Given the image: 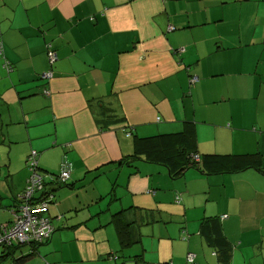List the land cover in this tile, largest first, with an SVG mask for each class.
Here are the masks:
<instances>
[{"label": "crops", "instance_id": "0c3cea01", "mask_svg": "<svg viewBox=\"0 0 264 264\" xmlns=\"http://www.w3.org/2000/svg\"><path fill=\"white\" fill-rule=\"evenodd\" d=\"M158 135L155 160L122 163ZM184 148L199 165L172 178ZM34 154L72 184L35 264H221L213 220L228 264H264V0H0V225ZM128 208L143 220L120 250L111 216Z\"/></svg>", "mask_w": 264, "mask_h": 264}, {"label": "trees", "instance_id": "16d2710c", "mask_svg": "<svg viewBox=\"0 0 264 264\" xmlns=\"http://www.w3.org/2000/svg\"><path fill=\"white\" fill-rule=\"evenodd\" d=\"M179 51V50H178ZM58 59L56 60V62ZM4 69L7 70L8 66L3 65ZM195 78V77H194ZM193 78H190V80ZM196 80V78H195ZM132 129L133 128H126V130H123V133L127 137L132 136ZM188 132H186L187 134ZM167 137H173V136H166V135H158L154 137H147V138H137L134 136L135 139H133L134 143V150L133 154L122 157V163L125 164L129 168L135 169L136 166L134 165L136 162L140 160H155L157 157H155L157 152L161 151L162 148L158 147L157 145L162 144L160 139L167 138ZM192 148L194 147V144L191 145ZM190 148V149H192ZM183 153L184 156V162L180 166L178 172L172 176V178H178L181 176V174L186 170L188 167H198L199 163V155L194 153L193 150L187 151L186 154V148L183 149L181 152ZM185 154V155H184ZM37 161V160H36ZM62 164H66L71 168V164H69L66 161H62ZM121 164V162H120ZM119 164V165H120ZM37 168L38 171L42 174L45 175V177L42 178L41 183H40V190L38 191H33L31 194V204L32 205H37L39 204L40 200H43L46 205V209L43 210L44 212L42 213L43 217H45L49 222V225L51 226V233L48 234L46 238H41L40 242L36 241H30V242H25V243H19L17 240L10 241V244L7 245L5 242L1 243L0 242V264H26L29 261L33 260L35 256H38V247L45 244L48 242L51 238L52 233L54 232V226L52 225V222L54 220H61V216L56 215V217H51L50 210L55 204L54 200V192L53 190L58 188H71L72 184H69L70 178L68 181L65 183H62L58 181V177L54 179V175L49 174L44 172L39 168V165L37 163ZM28 170V169H27ZM61 171V168H60ZM60 171L57 173V175L60 174ZM28 177H29V172H28ZM28 179V178H27ZM26 179V181H27ZM47 181V182H46ZM47 186H50L48 189ZM55 187V188H54ZM26 188V183L23 188V190L16 195V206L14 208H11L12 214L17 211V208L20 206L21 199L20 197L25 194V189ZM52 188V189H51ZM175 203H179L180 198L176 196V199L174 200ZM132 208H128L126 210H121L117 213H114L111 216V222L116 238L118 241V245L120 250L128 249L129 247L133 246L135 243L138 242L139 238L137 237V240H135V237L130 236V231L129 228L135 225L136 221L139 222L140 220H143V218L139 215L137 218L133 217L132 219L130 218V212L135 216V212H132ZM19 211H17L18 213ZM130 220H129V219ZM145 219H148L147 217ZM223 220V217L221 218ZM12 221H13V215H12ZM151 223V222H150ZM12 224V223H11ZM212 237L208 239V245H210L214 249L213 255L219 256L221 264H228L231 259V252L230 250V245L226 244L224 241L225 239L223 238L222 230L220 223H217V221L213 220L212 221ZM1 226V225H0ZM137 241V242H135ZM106 257V262H111V263H116L117 256L114 253H109ZM135 264H146L145 261H143L140 256L135 257L133 256ZM42 264L47 263L45 259L41 257ZM49 264V263H47ZM185 264H186V259H185Z\"/></svg>", "mask_w": 264, "mask_h": 264}, {"label": "built area", "instance_id": "2783aa9c", "mask_svg": "<svg viewBox=\"0 0 264 264\" xmlns=\"http://www.w3.org/2000/svg\"><path fill=\"white\" fill-rule=\"evenodd\" d=\"M48 51V64L51 66L56 62L57 56L54 52L50 51L51 46H46ZM181 52V50H179ZM8 66V63H5ZM52 76V71L47 70L41 74L40 78L43 80H49ZM195 78L191 79L193 83ZM42 94L48 95V90H42ZM36 155H32L27 160V169L29 177L26 181L25 194L20 197L21 201L19 208L13 215V221L10 226H0V242L9 245L10 241L17 240L19 243H25L30 241L40 242L41 238H46L52 229L49 225V221L43 217V210L46 209L45 202L39 201V204H31V194L33 191L40 190V183L44 174L40 173L37 168ZM70 178V167L66 164L61 165V171L58 175V181L65 183ZM47 264V263H45ZM186 264H194V255L188 253L186 256Z\"/></svg>", "mask_w": 264, "mask_h": 264}, {"label": "rangeland", "instance_id": "374dc122", "mask_svg": "<svg viewBox=\"0 0 264 264\" xmlns=\"http://www.w3.org/2000/svg\"><path fill=\"white\" fill-rule=\"evenodd\" d=\"M57 56V55H56ZM10 66H9V64H8V68H7V70H10ZM52 174V173H51ZM52 175H54V179H56L57 177H58V175H57V173H55V174H52ZM26 264H35V262H34V259L33 260H31V261H29L28 263H26Z\"/></svg>", "mask_w": 264, "mask_h": 264}, {"label": "bare ground", "instance_id": "6f19581e", "mask_svg": "<svg viewBox=\"0 0 264 264\" xmlns=\"http://www.w3.org/2000/svg\"><path fill=\"white\" fill-rule=\"evenodd\" d=\"M194 82H195V81H194ZM194 82H193V83H194ZM223 218H225V216H224Z\"/></svg>", "mask_w": 264, "mask_h": 264}, {"label": "clouds", "instance_id": "9594fccd", "mask_svg": "<svg viewBox=\"0 0 264 264\" xmlns=\"http://www.w3.org/2000/svg\"><path fill=\"white\" fill-rule=\"evenodd\" d=\"M1 226H3V225H1Z\"/></svg>", "mask_w": 264, "mask_h": 264}]
</instances>
